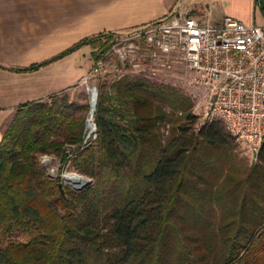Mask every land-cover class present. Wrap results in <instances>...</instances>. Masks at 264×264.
I'll list each match as a JSON object with an SVG mask.
<instances>
[{
	"label": "trees",
	"instance_id": "trees-1",
	"mask_svg": "<svg viewBox=\"0 0 264 264\" xmlns=\"http://www.w3.org/2000/svg\"><path fill=\"white\" fill-rule=\"evenodd\" d=\"M113 34L15 70L84 45L95 63ZM193 99L144 75L103 82L87 143L89 101L63 89L18 105L0 141V264H264V143L241 169L225 122L196 129ZM40 155L60 160L55 178ZM68 165L92 183L63 194Z\"/></svg>",
	"mask_w": 264,
	"mask_h": 264
},
{
	"label": "built area",
	"instance_id": "built-area-1",
	"mask_svg": "<svg viewBox=\"0 0 264 264\" xmlns=\"http://www.w3.org/2000/svg\"><path fill=\"white\" fill-rule=\"evenodd\" d=\"M114 59L121 71L113 81L128 74L122 72L128 66L148 78L182 67L196 89L192 112L201 126L224 121L243 155L258 161L264 143V23L248 26L227 15L220 26H206L192 16L173 15L119 33L93 72L112 73ZM87 129L85 143L97 138L94 119Z\"/></svg>",
	"mask_w": 264,
	"mask_h": 264
},
{
	"label": "crops",
	"instance_id": "crops-1",
	"mask_svg": "<svg viewBox=\"0 0 264 264\" xmlns=\"http://www.w3.org/2000/svg\"><path fill=\"white\" fill-rule=\"evenodd\" d=\"M206 12L203 5L186 7L182 0H0V141L18 105L45 99L85 75L92 47L84 45L89 55L82 46L33 72L15 68L50 59L84 38L137 29L173 15L203 24Z\"/></svg>",
	"mask_w": 264,
	"mask_h": 264
},
{
	"label": "rangeland",
	"instance_id": "rangeland-1",
	"mask_svg": "<svg viewBox=\"0 0 264 264\" xmlns=\"http://www.w3.org/2000/svg\"><path fill=\"white\" fill-rule=\"evenodd\" d=\"M179 3L180 1L178 2V6L180 5ZM182 4L183 6H186V7H189L195 4L203 5L205 9L207 10L206 15L203 18H200L203 21L202 23L204 25L211 24L214 26L215 24L220 23V20L223 19L225 14H233V17L239 19L240 21L243 20L244 21L243 23L248 26L261 25L260 23L264 20V15L261 12V6H260L259 0H182ZM197 12L201 14H205L204 9H201V10L198 9ZM251 21H253L252 25H251ZM135 30L137 29L127 30L125 32H121L120 34L124 36L131 32H134ZM117 35H119V33L113 34V38H116ZM105 39L106 37H102L103 41ZM84 47H85L84 51L89 55L91 46L90 47L84 46ZM90 58L91 59L89 63L85 66V69H86L85 75L78 82L74 83L72 86L65 88L67 89V92L70 95V98L72 100H77L79 102H86V101L91 102V91L88 89V87L92 88L95 86L98 89V86L101 83L112 82L115 75L116 74L119 75L120 73L119 71H121V69H119V67H121L119 66L120 62L114 59L111 61V65H110V70H112V73H109L108 75H105V76L95 74L93 72L94 61L92 59V51L90 53ZM131 67L132 66L126 67L122 72H126V73L128 72V74H133V75H142L140 73L132 72ZM149 79L159 82V83L174 85L180 90H182L186 95L191 97V99L194 98L193 94L196 92V89L187 79L185 70L182 67H178L176 70L172 72L160 73L158 76L152 77ZM192 110H193V107H192ZM90 118L91 116L89 114L88 120ZM222 122L224 123V121ZM201 124H202L201 120L198 119L195 124L196 129L199 128ZM167 125L162 128L165 139L170 134L169 125L168 126ZM226 130L228 131V129ZM229 140L232 143L231 152L233 154L234 162L239 167H241V169H246L252 166L255 162L251 163L243 155L242 149L240 145L238 144V142L236 141V139L232 135H230ZM40 162L42 166L44 167V169L46 170V172L51 177L55 178L59 174L61 162L55 155H40ZM67 172L78 173V174H81L83 176H86L92 179L91 177L76 171L72 166H69V165L66 168H64V170L62 171L61 178L62 176H65ZM64 185H67L70 188L74 189L69 184H64Z\"/></svg>",
	"mask_w": 264,
	"mask_h": 264
},
{
	"label": "water",
	"instance_id": "water-1",
	"mask_svg": "<svg viewBox=\"0 0 264 264\" xmlns=\"http://www.w3.org/2000/svg\"><path fill=\"white\" fill-rule=\"evenodd\" d=\"M88 89L91 91V111H90V120L94 118L95 115V111H96V105H97V98H98V89L97 87H88ZM81 175V174H80ZM82 177L85 178V182L83 183V185L81 187H79L78 189H76L66 178L65 176H62V181L59 183V188L61 189V192L63 194H65V190H64V184H69L70 186H72L74 189L78 190V191H82L83 189H85L86 187H88L91 183H92V179L81 175Z\"/></svg>",
	"mask_w": 264,
	"mask_h": 264
},
{
	"label": "bare ground",
	"instance_id": "bare-ground-1",
	"mask_svg": "<svg viewBox=\"0 0 264 264\" xmlns=\"http://www.w3.org/2000/svg\"><path fill=\"white\" fill-rule=\"evenodd\" d=\"M92 128V126L90 125V129ZM65 178L76 188L78 189L79 187H81L83 185V183L85 182V178L82 177L80 174L78 173H74V172H67L65 174Z\"/></svg>",
	"mask_w": 264,
	"mask_h": 264
}]
</instances>
